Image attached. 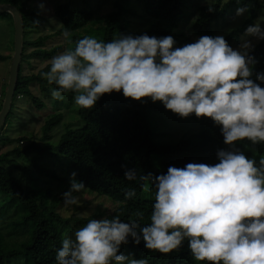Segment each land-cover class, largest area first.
<instances>
[{
  "label": "clouds",
  "instance_id": "clouds-1",
  "mask_svg": "<svg viewBox=\"0 0 264 264\" xmlns=\"http://www.w3.org/2000/svg\"><path fill=\"white\" fill-rule=\"evenodd\" d=\"M247 11L238 7L236 15ZM62 35L69 39L71 33ZM245 36L264 39V30L259 23L250 25ZM174 44L172 36H120L107 43L84 37L74 50L47 62L50 70L41 75L56 85L55 99L71 92L77 106L92 109L112 92L135 101L150 98L182 118L194 113L211 119L230 148L218 151L215 165L189 163L155 178L140 175L156 190L150 224L92 219L63 239L57 264H147L117 254L129 236L162 254L186 239L193 258L208 264H264V159L258 167L236 147L243 140L264 142V88L250 79L252 45L245 41L233 50L222 36H202L175 49ZM256 79L264 83V73ZM75 176L63 195L65 206L77 205L75 194L85 189ZM125 179L136 180V169L126 170ZM135 195L134 189L126 191L125 199Z\"/></svg>",
  "mask_w": 264,
  "mask_h": 264
},
{
  "label": "trees",
  "instance_id": "trees-1",
  "mask_svg": "<svg viewBox=\"0 0 264 264\" xmlns=\"http://www.w3.org/2000/svg\"><path fill=\"white\" fill-rule=\"evenodd\" d=\"M136 2L144 16L139 17L136 11L127 8L124 0H115L107 23L101 29L92 24L90 12L79 11L66 5L54 7L53 16L61 24L58 34L65 31L71 33L69 39L65 38V50H74L77 41L84 37H93L107 43L120 36L135 38L141 35L157 39L172 36L175 49L195 43L196 38L202 36L213 37L212 23L226 15L229 4L247 7L249 16L241 27L224 38L229 44L231 40L244 34L246 28L253 25L258 15L264 11V6L258 0H228L229 3L225 4H222L221 0H215L211 5L193 10L188 6L192 10L190 15L196 16L189 26L184 28L188 23L180 25L182 9L189 0ZM0 4L16 7L14 2L5 0H0ZM210 6L214 8L212 12L208 10ZM16 8L23 22V44L14 98L29 95L31 102L42 109L44 105L39 98L31 95V88L36 87L43 95L52 96L51 92L56 85H50L41 74L50 70L47 62L63 53L64 49L62 46L45 49L49 42H52V35L33 41L25 37L29 26L28 16L36 15V12H28L24 4ZM6 15L9 16L8 13L0 14V18ZM132 18L143 21L144 24L146 22V27L140 32L135 31ZM184 29H187L186 32ZM262 48L264 40L251 49L248 55L252 56ZM12 52L11 41V54ZM4 59L6 58L0 55V61ZM32 62L44 64V67L35 73ZM26 64L30 71L24 74L22 66ZM250 67V79L264 88V83L256 79L257 73H264V65L254 66L253 63ZM70 94L74 93H64L63 97ZM56 102L63 105L61 99H56ZM64 107L69 110V116L76 120L77 126L66 127L56 145L40 146L33 140L26 147L13 146L7 149L15 143L27 141L28 138L11 140L5 137L2 134L6 130L5 122V130L0 131V194L3 195L0 202V264H14V261H19L16 264H23L25 259L31 264H57L56 253L65 239L62 228L67 223L56 211L63 202L64 193L70 190L72 173L76 174V181L85 185V189L80 193L89 191L96 194L94 199L105 196L118 203L104 218L119 217L124 223L135 221L143 227L151 222L156 190L151 179L141 181L140 175L151 174V177L155 178L166 175L169 167L184 168L189 163L215 165L219 163L218 151L230 150L224 143L221 126H217L209 118H197L194 113L185 119L194 125L195 132L171 138L162 145L157 144L156 140L160 136L151 132V120L155 118L160 123H166L165 119L170 118L177 122L180 117L167 110L162 102L153 103L150 98L135 101L125 98L121 91L104 94L92 109L80 108L70 99ZM62 120L63 115L59 113V109L54 117L44 120L41 128L43 140L51 141L52 136L49 134ZM236 147L249 159L255 160L259 167L260 160L264 159V142L253 145L250 141L243 140L238 141ZM3 149L4 151H1ZM53 155L67 161L69 171L66 178H59L56 170L45 166L44 160H49V156L55 157ZM30 156L34 158L30 159ZM128 169H136V180L125 179V171ZM41 181L43 185L54 184L57 192L54 193L53 188V193L44 188L39 184ZM133 189L136 195L125 199V192ZM138 214H142V218ZM88 221L90 220H81L79 225L83 227ZM122 246L129 250L134 259H144L147 264H208L193 258L186 239L180 247L168 254L147 249L142 239L136 244L131 236ZM121 250L120 246L118 255Z\"/></svg>",
  "mask_w": 264,
  "mask_h": 264
},
{
  "label": "rangeland",
  "instance_id": "rangeland-1",
  "mask_svg": "<svg viewBox=\"0 0 264 264\" xmlns=\"http://www.w3.org/2000/svg\"><path fill=\"white\" fill-rule=\"evenodd\" d=\"M7 2H14L15 6L20 8L21 5H25V9L28 12H36V15L28 16V28L26 29V35L29 40H36L42 38L47 35H52L51 40L49 42L46 50L52 49L56 46H62L63 52H65V37L61 34H58L59 30H61V24L57 18L53 16V9L54 7L66 5L73 9L79 11H86L92 13V24L101 29L104 27V24L107 23V17L112 12V7L115 0H5ZM137 0H124V4L127 8L133 9L139 14V17L144 16L143 13L140 11V5L136 2ZM215 2V0H189L186 7L182 9L181 15V22L180 25L182 26L183 23H188L184 26L187 28L189 24L194 20L195 14L192 16L190 15L193 8L203 7L211 5ZM261 5L264 6V0H258ZM222 4L229 3L228 0H221ZM250 5V4H249ZM191 6V9L188 8ZM228 11L226 15L218 21L212 23V32L213 37L222 36L223 38L227 37L231 32L239 29L245 19L249 16V10L245 12L241 16H237V8L241 7L242 5L233 6L231 4L228 5ZM14 7V6H13ZM15 7V8H16ZM17 9V8H16ZM195 11V10H194ZM29 13V14H30ZM192 16V17H191ZM138 17V19H139ZM131 20V18H129ZM145 20V19H143ZM150 21V20H149ZM142 22V23H140ZM133 29L135 31H142L143 28L146 27V22L144 24L143 21L136 20V18H132ZM259 23L261 29L264 30V11L263 13L259 14L255 23ZM91 24V25H92ZM185 32L187 29H184ZM188 34V33H187ZM97 37V35H95ZM14 39V28L11 16H4L0 18V55L5 57L3 61H0V108L3 104L4 95L7 89L8 77H9V68L11 65V41L13 43ZM198 38H196V41ZM262 40L255 36H245L244 34L240 35L237 39L231 40L228 44L233 50H240L242 43L245 41L250 42L252 45L251 49L256 47ZM195 41V42H196ZM250 49V50H251ZM249 50V51H250ZM13 53V52H12ZM11 54V55H10ZM253 58L254 66L264 65V48L260 49L258 53H255L251 56ZM35 67L34 72L41 70L44 67V64L34 63L32 62ZM23 73L26 74L30 71L28 65L22 66ZM4 92V94H3ZM31 95L34 97L39 98L40 102L44 105L42 109L37 108L34 103L31 102V96L29 95H22L17 98H13L11 102V109L10 113L7 116L5 121L6 130L2 134L11 139V140H18L20 138H28L27 141L15 143L8 147L7 149H11L14 147H26L29 143L35 140L40 146H46L48 144L54 145L57 143V140L64 132L66 127L75 128L77 126V122L75 119H72L69 116V110L66 109L64 106L67 105L68 99L71 102H74V95L70 94L63 99V105L56 102V99L52 96L49 97L46 94L43 95L40 91L35 87L31 88ZM73 105V104H72ZM75 106V105H73ZM59 109V113L63 115V120L61 124L56 127L49 135L52 136L51 141H45L42 138L41 128L44 125V120L48 117H54ZM73 117V116H72ZM180 117V116H179ZM166 123H160L155 118L151 120V132L160 136L156 143L159 145L167 143L171 138H178L183 135H189L192 132L196 131L194 125L186 120L185 118L180 117V121H173L170 118L165 119ZM36 137V139H33ZM56 145V144H55ZM1 151H4L1 150ZM50 153V151H49ZM32 156V155H31ZM30 159L34 158L31 157ZM55 157H50L49 160H44L45 166L56 170L58 173V177L63 179L66 178L68 175V163L63 158H58L56 155ZM44 188L50 189L53 193V189L57 192V188L54 184L50 185H43L42 181L39 182ZM53 188V189H52ZM62 195V194H61ZM78 196V204L77 205H69L65 206L64 200L59 205L56 213L58 216L65 221L67 224L63 225L64 227L63 232L65 233V238L74 237V233L80 229L82 226L79 225V221L81 220H101L106 215L111 213V211L118 206V203L114 202L113 200L109 199L105 196H100L98 199H94L93 196H96L95 193H90L89 191H85L82 193L76 194ZM3 199V195L0 194V202ZM122 250L120 251L119 255H124L125 257L134 259L129 254V250L122 246ZM19 261H14L13 263L16 264ZM20 264V263H19ZM23 264H31L30 261L25 259ZM111 264H116L115 261H112Z\"/></svg>",
  "mask_w": 264,
  "mask_h": 264
},
{
  "label": "water",
  "instance_id": "water-1",
  "mask_svg": "<svg viewBox=\"0 0 264 264\" xmlns=\"http://www.w3.org/2000/svg\"><path fill=\"white\" fill-rule=\"evenodd\" d=\"M8 13L13 22L14 39H13V53L11 57V65L9 68V77L7 83V89L4 95L3 104L0 110V130L2 129L6 117L11 108V102L14 98L17 76L21 61L22 51V35H23V22L18 10L9 4H0V14Z\"/></svg>",
  "mask_w": 264,
  "mask_h": 264
},
{
  "label": "built area",
  "instance_id": "built-area-1",
  "mask_svg": "<svg viewBox=\"0 0 264 264\" xmlns=\"http://www.w3.org/2000/svg\"><path fill=\"white\" fill-rule=\"evenodd\" d=\"M1 97V96H0ZM2 129H4V128H2Z\"/></svg>",
  "mask_w": 264,
  "mask_h": 264
}]
</instances>
